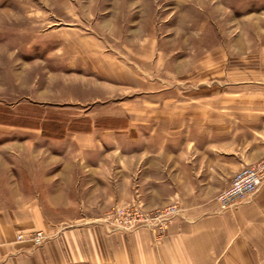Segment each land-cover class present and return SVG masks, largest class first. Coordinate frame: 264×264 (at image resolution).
<instances>
[{
  "label": "rangeland",
  "instance_id": "374dc122",
  "mask_svg": "<svg viewBox=\"0 0 264 264\" xmlns=\"http://www.w3.org/2000/svg\"><path fill=\"white\" fill-rule=\"evenodd\" d=\"M263 76L264 0H0V210L35 201L54 221L159 242L182 209L164 204L150 154ZM117 206L179 212L160 232L112 219Z\"/></svg>",
  "mask_w": 264,
  "mask_h": 264
},
{
  "label": "crops",
  "instance_id": "0c3cea01",
  "mask_svg": "<svg viewBox=\"0 0 264 264\" xmlns=\"http://www.w3.org/2000/svg\"><path fill=\"white\" fill-rule=\"evenodd\" d=\"M257 84L230 86V107H202L150 154L147 172L168 193L164 204L182 209L159 242L146 227L121 233L92 218L54 221L32 201L0 210V264H264V183L231 208L216 201L264 154V76ZM34 231L47 236L42 246L16 240Z\"/></svg>",
  "mask_w": 264,
  "mask_h": 264
},
{
  "label": "built area",
  "instance_id": "2783aa9c",
  "mask_svg": "<svg viewBox=\"0 0 264 264\" xmlns=\"http://www.w3.org/2000/svg\"><path fill=\"white\" fill-rule=\"evenodd\" d=\"M264 183V154L260 160L255 162L252 165H247L242 167L237 171L232 179L230 180L229 185L223 191H221L216 196V201L219 203L220 209H228L229 207L237 204L240 201H245L250 199V197L261 187ZM237 202V203H236ZM139 207H122L117 206L113 213L109 214V217L120 221L122 217H129L125 223L135 221H145L147 226L152 228V224L160 228V232L163 228V225L167 223L173 216H175L179 211L175 206H169L168 209H165L161 214H151L149 217L139 216ZM117 218L119 220H117ZM161 218V220H160ZM130 220V221H129ZM125 224H122V227ZM159 225V226H158ZM159 231V229H158ZM28 241H31L35 245H41L46 235L42 231H37L32 235L26 237ZM18 242H24V235L19 234L16 236Z\"/></svg>",
  "mask_w": 264,
  "mask_h": 264
}]
</instances>
